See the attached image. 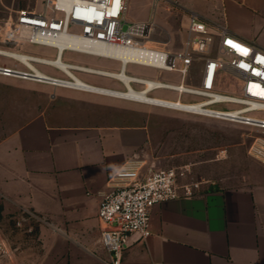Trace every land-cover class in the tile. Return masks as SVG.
Listing matches in <instances>:
<instances>
[{
	"label": "crops",
	"instance_id": "obj_1",
	"mask_svg": "<svg viewBox=\"0 0 264 264\" xmlns=\"http://www.w3.org/2000/svg\"><path fill=\"white\" fill-rule=\"evenodd\" d=\"M216 9L235 36L264 48V0H215L194 12L214 20ZM132 108L55 88L52 106L0 138L1 215L19 221L30 211L46 220L36 224L37 247L26 251L24 236H16L22 253L30 252L33 264H111L100 241L101 195L112 173L139 160L189 166L180 182L202 184L193 198L156 205L151 236H132L121 264H264V162L213 146L146 160L151 117Z\"/></svg>",
	"mask_w": 264,
	"mask_h": 264
},
{
	"label": "built area",
	"instance_id": "obj_2",
	"mask_svg": "<svg viewBox=\"0 0 264 264\" xmlns=\"http://www.w3.org/2000/svg\"><path fill=\"white\" fill-rule=\"evenodd\" d=\"M159 1L153 0L150 17L127 22L129 0H43L41 10L18 11L15 19L6 23L5 43L33 44L54 49L52 59L24 54L27 61L54 69L61 76L49 75L39 68L21 65H0V75L44 83L99 96L140 103L197 117L221 120L256 129L262 136L255 138L249 154L264 162V48L235 36L223 20L202 17L190 12L183 47L169 50L163 45L149 44L155 27L154 16ZM126 25V27H125ZM64 45H59L60 41ZM3 49V48H0ZM7 50V49H5ZM65 52L115 61L119 70L92 68L63 60ZM156 71L145 76L129 75L128 65ZM198 84H193L192 72ZM177 73L178 82L163 81L161 73ZM76 73L94 75L118 83L123 90L96 86L81 80ZM241 82L239 94L218 91L222 77ZM44 81V82H40ZM157 91L176 95L175 101L153 97ZM143 93L141 99L135 94ZM182 97L195 98L182 102ZM233 107L219 109L218 107ZM190 167L153 168L139 160L128 163L112 173L108 190L101 195L98 218L102 222L100 241L109 252L111 264H121L124 250L132 236L146 241L151 236L152 209L163 202L189 199L197 195L202 182L189 179ZM46 223L43 217L27 211L18 226ZM8 254V245L0 233V259ZM162 264V263H161Z\"/></svg>",
	"mask_w": 264,
	"mask_h": 264
},
{
	"label": "rangeland",
	"instance_id": "obj_3",
	"mask_svg": "<svg viewBox=\"0 0 264 264\" xmlns=\"http://www.w3.org/2000/svg\"><path fill=\"white\" fill-rule=\"evenodd\" d=\"M214 1H159L154 16L155 27L150 38L160 43L170 42L166 46L169 50L181 49L185 39V30L190 12L206 7V5H210ZM152 2L153 0H129L127 22L131 23L137 20L148 19L153 12ZM42 8L43 0H0V48L54 59L56 56L54 49L33 44L5 43L4 39L6 23L10 22L11 19H15L18 11L41 10ZM213 15L215 20L219 19L221 10L216 9ZM63 60L92 68L119 70V64L115 61L74 52H65ZM0 65H19L21 67L16 61L1 56ZM38 68L49 75L61 76V74L50 67L38 66ZM196 72L197 69H193L192 80L195 85L198 84ZM127 73L129 75L145 76L156 74V71L131 64L127 67ZM76 74L87 83L123 90L122 86L109 79L83 73ZM161 79L163 81L178 82L180 75L164 72L161 73ZM240 89L241 82L232 77L224 76L221 79L218 91L237 95ZM151 95L156 98L172 101L177 99L175 94L165 91H157ZM54 97L55 87L49 84L0 75V138L8 135L46 108L52 106L54 104ZM181 101L184 103L194 102L196 99L182 97ZM130 103L133 105L132 109H134V112H144L151 117L152 141L149 157H146V160L168 157L175 153H190L197 149H204L207 146H213L216 151L220 150V148L231 147L238 153V156L247 155L254 158L248 152L249 147L255 138L262 136L260 132L251 127L180 112L176 113L157 107L146 106V110L142 111L139 110L140 103ZM218 108L232 109L233 107L222 106ZM255 115L264 118V112H259ZM242 141L245 143H238ZM239 145L243 146L239 148ZM17 222L18 218H13L11 215L3 217L0 213V233L8 245V254L0 259V264H33L31 253L27 252L23 254L21 249H19L21 246L20 241H16L15 238L17 235H22L25 241L30 240L29 242L24 241L25 245L23 247L26 251L32 246L37 247V225L33 224V230L29 232L28 224L18 226Z\"/></svg>",
	"mask_w": 264,
	"mask_h": 264
},
{
	"label": "bare ground",
	"instance_id": "obj_4",
	"mask_svg": "<svg viewBox=\"0 0 264 264\" xmlns=\"http://www.w3.org/2000/svg\"><path fill=\"white\" fill-rule=\"evenodd\" d=\"M166 43V42H165ZM165 43H160V42H157L156 40L154 39H151L149 40V44H158V45H163ZM59 45H64L65 44V41H60L58 43ZM1 52H3V55L4 56H9L11 58H14V59H18L20 60L27 68L29 69H35V70H38L37 66L29 61H27V58L24 54H21L19 52H14V51H9V50H4V49H0ZM52 61H55L52 59ZM39 71V70H38ZM40 73H42L41 71H39ZM40 82H44V81H40ZM44 83H47V82H44ZM49 84V83H48ZM135 96L141 98V99H144L146 96L141 93V94H135Z\"/></svg>",
	"mask_w": 264,
	"mask_h": 264
}]
</instances>
